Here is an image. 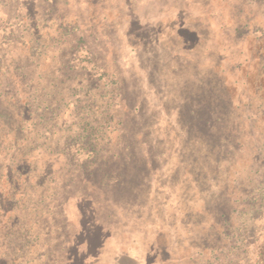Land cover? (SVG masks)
<instances>
[{"label":"rangeland","instance_id":"1","mask_svg":"<svg viewBox=\"0 0 264 264\" xmlns=\"http://www.w3.org/2000/svg\"><path fill=\"white\" fill-rule=\"evenodd\" d=\"M258 30L264 0H0V122L15 125L23 100L37 99L39 147L65 167L38 171L44 182L31 186L68 211V237L80 233L71 254L84 251V264L251 263L244 240L261 227L264 205L246 195L263 183L264 141L243 136L248 121L242 149L230 152L228 141L216 169L182 102L190 76L180 88L175 67L190 52L188 64L202 69L222 54L242 60L235 47L251 56ZM206 120L215 140L219 123ZM233 120L222 129L242 125ZM130 169L147 182L127 201L113 179ZM64 174L71 182L58 189Z\"/></svg>","mask_w":264,"mask_h":264},{"label":"trees","instance_id":"2","mask_svg":"<svg viewBox=\"0 0 264 264\" xmlns=\"http://www.w3.org/2000/svg\"><path fill=\"white\" fill-rule=\"evenodd\" d=\"M243 27L249 32L252 26L245 23ZM189 32L199 38L194 31ZM253 33L257 34V31L255 30ZM258 33L259 36L253 38L254 48L251 51V56L235 47L237 54L244 56L242 60L228 61L221 53L222 55L218 56L219 60L211 61L208 69H202L205 65L197 62L193 66L188 64V60H192H187L189 54L192 53L190 52L183 55L185 57L183 66L175 67L174 65L177 70L178 67L180 68L179 72L175 71L181 74L178 79L180 88L186 82L185 76H190V79L185 83H188L186 88H182L187 100L182 102L189 105L187 110L190 109L188 110L190 116L194 115L195 119H191L198 123L196 128H204L200 129L201 139L198 141L200 153L206 156L209 163L214 164L216 169L220 167L224 156L229 154L228 141L234 140L230 146L232 149L229 148L230 152L242 149L241 143H237V141L243 136L255 143L264 141V131L260 127L258 131L256 130V124L259 121L264 124V35L261 30H258ZM237 42L241 43V39ZM196 47L198 50L200 45ZM221 51L223 50H217L216 53ZM195 53H197L196 48ZM230 57H234V55ZM192 61L194 62V60ZM225 63L231 69H228ZM26 99V101L22 100L23 103L25 102L24 107H27L23 111L17 112L15 125L8 126L6 123L0 122V264H73L75 260L84 264L86 259L84 251L78 250L77 255L71 254V248L74 246L73 238L75 235V238H78L80 233L76 232L74 236L68 237L67 229L72 224L69 223L70 216L66 208L60 205L58 207L55 200L31 186V182L35 186H41L44 175H40L38 171L50 172L56 170V165L65 166L63 157L58 158L48 147L45 150L39 147L40 124L37 122L40 118L38 112L40 107L32 104L36 102V98L27 97ZM197 105H201L200 110ZM43 109L49 110V107L45 105ZM199 112L200 114H198ZM210 118L214 119L216 124L219 123L220 133H218L219 136L215 135V140L212 139L213 136L208 135L213 129L206 120ZM227 118L240 120L242 125L232 122L227 125V131L229 130L227 132L222 129V126H226ZM248 121L250 128L255 132L248 128L250 131L247 132L248 136H242ZM6 126H8L7 130ZM216 151L218 154L215 156ZM115 156L112 154L107 159L109 164L112 163ZM137 157H131L136 164L141 162L139 161L141 157ZM59 160L61 164L57 163ZM231 167L232 165L229 169ZM134 172L130 169L124 172L121 179L118 175L117 179H113L120 185L121 194L125 195L127 201L131 200L134 194L140 190L139 187H146L147 175L145 172L139 174ZM235 173L236 171H232L229 175L228 171V178L232 179ZM262 180L261 187H253L252 191L246 195L251 198L250 205L252 203L257 207L264 205V177ZM51 181L45 182L51 186ZM70 182L69 176L64 174L57 179L56 185L58 189L64 190ZM211 188H207L208 191ZM60 204L62 205V203ZM220 216L225 217L224 214ZM227 219L229 220L228 228L234 227V224L230 225V217ZM259 219L262 222L261 227L253 226L255 230L248 236V240H244V242L249 241L247 254L250 253V249L253 250L251 253L254 255V259H250V264H264V212ZM79 225L83 228L81 222ZM214 234L208 237L203 235L201 240H207L209 237L216 239ZM201 246L200 244L196 247L202 253L205 247ZM232 248L234 250V246ZM238 248L237 245L235 251ZM217 250L219 249L217 248Z\"/></svg>","mask_w":264,"mask_h":264}]
</instances>
